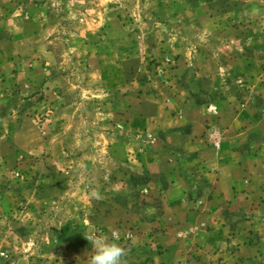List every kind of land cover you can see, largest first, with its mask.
Listing matches in <instances>:
<instances>
[{"label":"rangeland","instance_id":"374dc122","mask_svg":"<svg viewBox=\"0 0 264 264\" xmlns=\"http://www.w3.org/2000/svg\"><path fill=\"white\" fill-rule=\"evenodd\" d=\"M196 102L208 121L250 104L264 126V0H0V264H78L93 231L132 243L145 205L174 195L150 187L167 167L151 154L180 155L168 125ZM260 199L170 264H264Z\"/></svg>","mask_w":264,"mask_h":264},{"label":"crops","instance_id":"0c3cea01","mask_svg":"<svg viewBox=\"0 0 264 264\" xmlns=\"http://www.w3.org/2000/svg\"><path fill=\"white\" fill-rule=\"evenodd\" d=\"M232 104L227 101L222 105V110L230 113L227 115L232 114ZM188 107L183 111L185 118L180 123L170 122L168 125L172 132L177 133L172 144L180 155L169 156L157 150L151 154L158 163L166 160L167 167L153 171L154 183L150 187L159 193L173 192L174 195L158 196L159 199L153 201L154 205H145L149 214L138 217V230L134 229L130 235L132 243L123 244L125 255L122 264H170L175 257H188L189 247L199 249L204 245L200 239L207 234L205 223L222 231L224 226H229L220 217L223 211L229 208L249 209L258 203V207L263 205L260 194L264 192V126L249 122L247 114L253 112L252 106L243 104L240 109L243 120L236 121L226 120L225 114L215 121H208L211 114L202 102ZM26 126L25 122L23 129ZM216 133L219 135L218 143L213 145L209 137ZM184 160L196 163L192 171L179 168L178 161ZM172 175L175 176L173 182L159 184L160 180ZM6 201V197L0 200V208H8ZM196 201L199 202L196 204ZM211 207L214 212H210ZM163 208H167L165 213L168 212L171 218L165 219L160 215ZM190 236L193 237L189 243L186 238ZM159 242L164 244L162 249L157 248ZM249 248V245H244L237 250L241 252Z\"/></svg>","mask_w":264,"mask_h":264},{"label":"clouds","instance_id":"9594fccd","mask_svg":"<svg viewBox=\"0 0 264 264\" xmlns=\"http://www.w3.org/2000/svg\"><path fill=\"white\" fill-rule=\"evenodd\" d=\"M92 195L99 198V194L95 191ZM86 238L92 246L91 256L84 260L87 264H122L125 249L119 245V237L116 233H112L110 239L107 236L97 235L93 231ZM84 261H78V264H82Z\"/></svg>","mask_w":264,"mask_h":264}]
</instances>
